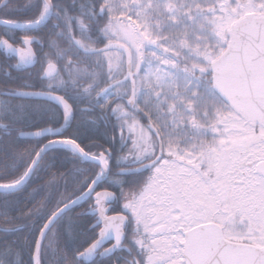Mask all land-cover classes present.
<instances>
[{
    "label": "flooded vegetation",
    "instance_id": "obj_1",
    "mask_svg": "<svg viewBox=\"0 0 264 264\" xmlns=\"http://www.w3.org/2000/svg\"><path fill=\"white\" fill-rule=\"evenodd\" d=\"M10 1L8 0L6 5ZM219 6V0H214L198 11L202 15L203 22L208 21V24H205L208 26V31L205 30L207 40L202 49L205 56L199 59L200 69L194 70L195 72L190 71L189 46L173 51L175 54H172V64L176 63L180 76L171 90H163L162 86L156 83L151 105H143L141 98L136 94L141 89L144 71L141 62L144 58L133 60V78L136 84L134 107L128 105V98L133 91V82L125 80L127 59L124 51L119 49L124 55L123 63L113 59L111 69L114 72V80L106 87V102H108L104 113L107 119L106 137L121 145L120 147L124 150L134 146L139 164L129 168L153 161L159 155L160 161L153 168L141 172V175L127 178L122 170L128 167L115 169L112 163L114 155L111 156L109 146L105 147L104 151L110 158L111 170L98 183L91 197L84 201L88 203H80L82 207L78 212L88 216V218L83 217L86 228L82 229L80 234L89 242L85 247L87 248L100 237V230L105 224L114 230L109 232L94 260L85 264H188L189 258L186 254L193 255L198 245L194 241L190 242V234L199 226L206 224L214 225L212 227L214 233L219 229L215 225H219L223 228L224 236L230 237L232 241L246 245L253 243V240L247 236L240 238L229 233V224L238 223V218L222 215L223 208L227 207L231 210L234 204L239 203V200L236 191L229 188L228 182L225 183L221 178L226 172L234 174L235 165L230 163V159L224 162L223 154L219 150L221 147L219 140L223 136L219 128L224 127L220 121L223 117L222 99L214 88L211 70L215 60L212 48L215 46V49H221L222 43L219 26L213 18V15L220 10ZM157 14L158 10L154 12L155 16ZM153 21L154 29L160 24L163 29L166 28L165 23L159 24L157 16ZM45 23L41 25L42 35L45 31L43 27ZM176 24L188 25L186 19ZM163 29L160 33H155H159L163 41L171 44L175 42L177 47L182 41L188 39L187 35H179L175 40L173 36L166 38ZM19 37L20 39L16 42L11 41L7 36L0 41V69L4 63L8 65H6L7 71L10 72L12 69L17 71L15 66L18 59L6 51L8 43L25 50L31 48L30 36ZM161 43L162 41L158 42V44ZM47 44L52 43L47 42L42 36V92L60 94L50 88V85L57 80L60 68L56 62L45 61ZM34 49L36 51L35 47ZM1 59L4 62H1ZM51 64L58 67V72L46 77L47 68ZM190 81H194L193 84H189ZM128 91V96H121L122 104H116L117 92L122 94ZM145 111L150 113L143 115ZM237 113L240 118L246 120L247 128H250L248 133L251 135L247 141L251 149L256 138V129H264V124H254L242 113ZM144 117L146 120L143 119ZM49 138L48 141L56 137ZM222 145L230 147L231 142L225 141ZM251 156L250 161L243 164L248 167L245 175L247 177L249 175L250 178V182L247 183L249 188L250 184H254L255 171L259 170L264 174V154L263 157L255 158L251 153ZM98 191L115 193L114 201L109 200L110 194H106L102 199L105 204L103 216L101 212L93 214L100 207L98 200L95 199ZM84 208H86L85 211H83ZM14 214L15 210L11 215L14 216ZM122 214H126L129 218L123 229L124 239L120 229V218L114 222L110 220L112 216ZM100 220L104 223H99ZM76 235L81 238L79 234ZM187 246H189L188 250ZM203 247L205 248V244ZM104 251H112V253L102 257ZM200 255H202L201 250Z\"/></svg>",
    "mask_w": 264,
    "mask_h": 264
},
{
    "label": "trees",
    "instance_id": "obj_2",
    "mask_svg": "<svg viewBox=\"0 0 264 264\" xmlns=\"http://www.w3.org/2000/svg\"><path fill=\"white\" fill-rule=\"evenodd\" d=\"M105 1L53 0L54 11L43 25V35L41 25L29 29L0 25V41L4 36L13 42L21 35L38 38L34 47L39 58L38 64L27 71L12 69L9 72L8 65L4 63L0 69V183L7 184L24 176L38 150L50 139H23L19 136L21 131L54 129L65 119L64 110L58 105L3 94L4 91L42 89V36L52 43L45 47V61L56 62L60 68L57 80L50 88L65 96L75 108L73 126L63 137L76 140L83 149L96 155L109 146L111 156L114 155L112 163L115 169L139 164L134 146L124 150L105 134L106 87L114 80L108 45L119 40L118 21L110 14ZM211 3V0L191 1L188 5L194 10L190 13L187 29L172 24L163 32L175 38L188 30L191 38L197 39L198 44H204L205 40L201 38L208 26L200 16L196 18L195 10ZM43 4V0H11L0 8V18L18 22L36 21L43 12ZM227 44V38H222L221 49L214 46L213 53H222ZM191 63L194 62L191 60ZM127 94L129 91L117 92L116 104H122V97ZM147 98L142 96L143 105H151V100ZM221 99L224 111L230 107V101L224 97ZM147 113L150 112L145 111L143 115ZM143 119L146 120L145 117ZM9 131L10 135L7 134ZM99 170L98 165L72 150L55 147L46 153L22 190L0 192V227L5 228L0 229V260L3 259V251L10 245L14 264H33V241L37 230L53 212L85 192ZM86 203L88 201L82 202ZM81 205L64 214L50 229L42 248L43 264H84L76 257L89 243L80 234L86 228L83 217L88 218L78 212Z\"/></svg>",
    "mask_w": 264,
    "mask_h": 264
},
{
    "label": "water",
    "instance_id": "obj_3",
    "mask_svg": "<svg viewBox=\"0 0 264 264\" xmlns=\"http://www.w3.org/2000/svg\"><path fill=\"white\" fill-rule=\"evenodd\" d=\"M45 2L49 6V12L46 18L48 19L53 11V5H51V0H45ZM7 3L8 0H4L0 7L5 6ZM0 24L27 29L41 25L42 21L40 23L27 26L0 19ZM110 47L122 48L125 51L128 66L126 80L131 79L133 81V77L131 74L132 53L130 48L121 42H114ZM6 51L18 59V62L15 66V69L17 70L28 69L35 66L38 62V57L32 48L25 50L15 47L11 43H8ZM212 70L214 72L213 80L215 89L228 101L230 100L232 105L239 111L241 110V112L246 115L254 124L264 123V16H258L254 13H248L232 26L229 45L224 53L213 63ZM57 72L58 67L51 64L48 66L45 76L50 77L57 74ZM19 93H25L26 95H19ZM6 94L22 98L44 99L60 105L66 112L65 122L59 128H47L32 132H24L27 133V135L22 136L23 138L37 139L44 138L46 136H61L65 134L73 125L75 119V110L73 108V105L66 98H64V96L62 97V95L54 94L51 92H42V90L21 91L16 93L6 92ZM128 102V105L134 106V81L133 94L130 99H128ZM37 132H39L40 134L37 135ZM59 143L73 144L76 147L75 149H77L85 159L100 164L103 167L102 169H104V175L93 182V184L81 199H79L78 201H73L62 207L60 210H58V212H55L57 213V216L53 220L50 228L64 213L71 210L81 201L88 199L93 194L94 189H96L98 183L107 176L110 171V165L106 160L107 157L105 154H102L100 158H97L95 155H92L82 149V147L76 141L72 139L57 138L48 142L45 146L42 147L41 150H39V153L35 157L34 161H32L27 177L21 184L14 187H9L5 184L0 185V192H4V194L13 192L25 185L42 161L47 150L55 147ZM159 160L160 157L142 166L126 169L123 172L133 173L143 171L145 169H148L149 167L152 168ZM106 194H110V201L114 200L115 195L113 192H98L95 195V198L98 200L97 203L100 205V207L95 210L93 214L99 213L101 205H105L102 199ZM119 218L121 225L120 229L123 238L125 234L123 229L128 221V217L126 215H118L112 217L110 220L114 222V220L116 221V219ZM99 223H104V221L100 220ZM113 230L114 229H110V226H108V224H105L104 227L100 230V237L97 240L98 243L96 244L94 252H92L91 254L84 253L79 258L83 259L87 263L92 262L97 256V251L105 243L104 241H106L107 235L110 231ZM192 241L196 242L198 245L196 246L197 249L193 255L189 256L188 254H186L187 258H189L188 264H248V261L250 259L249 255L245 251V248L249 245L230 242L223 236L220 227L218 231L214 233L210 225H203L192 233L190 242L192 243ZM119 242H122V240H119ZM204 244L205 248L203 247ZM188 247L189 246L186 247L187 250L189 249ZM200 250L202 252V255H200ZM112 251H104L102 257H106L107 255L112 253Z\"/></svg>",
    "mask_w": 264,
    "mask_h": 264
},
{
    "label": "rangeland",
    "instance_id": "obj_4",
    "mask_svg": "<svg viewBox=\"0 0 264 264\" xmlns=\"http://www.w3.org/2000/svg\"><path fill=\"white\" fill-rule=\"evenodd\" d=\"M194 0H106L108 10L112 17L118 21L117 30L119 31V40L126 43L134 53V60L144 58V71L141 78L140 93L149 99L154 94L156 83L161 85L163 90H171L174 83L179 78L180 74L177 71V65L172 64L175 51H179L183 46L188 47L190 44L194 50L191 53L192 57L197 59L205 56L202 50H199L191 39H185L177 47L175 42L171 44L168 41H163L160 38V32L163 26L160 23H165L168 26L171 23L180 22L182 17L189 15L186 10V2ZM220 10L213 15L219 30L221 38L227 40L230 38L231 26L241 17L249 12H254L256 15H264V0H222ZM158 10L157 21L159 27L154 25V12ZM189 17V16H188ZM202 17V15H200ZM121 27L120 29H118ZM159 32V33H155ZM166 39V38H165ZM162 41L161 44L158 42ZM174 51V52H173ZM111 56L116 61H123L121 51L114 49L111 51ZM142 61V60H141ZM201 64H192L191 70H199ZM190 81L189 84H193ZM143 97V98H144ZM222 121L224 127L221 126L223 136L220 138L221 147L219 148L223 154V161L230 159V163L235 165L234 174L226 172L222 174L224 182H228L229 188L236 191L239 203L234 204L230 210L222 209V215L238 218V223L229 224V233L235 234L240 238L248 237V229L253 228L252 236L259 239L260 225L264 224V174L262 171H255L254 184H250L249 175L246 171V164L252 158L251 153L255 158L263 157L264 154V129H256L255 136L250 149L249 142L250 128H247V123L244 118H240L236 110L232 108L229 112L223 114ZM236 140V141H235ZM231 142L230 147H225L222 144ZM220 154V155H221ZM264 160V158H263ZM224 163H222L223 165ZM165 166H163L164 168ZM232 168V167H231ZM243 217V223H241Z\"/></svg>",
    "mask_w": 264,
    "mask_h": 264
},
{
    "label": "snow or ice",
    "instance_id": "obj_5",
    "mask_svg": "<svg viewBox=\"0 0 264 264\" xmlns=\"http://www.w3.org/2000/svg\"><path fill=\"white\" fill-rule=\"evenodd\" d=\"M19 95H26L25 93H19ZM10 135V131L7 133ZM37 135L40 133L37 132ZM21 136L27 135V133H20ZM2 139V137H0ZM28 173H25V176ZM24 177L21 176L19 180H12L8 182L9 187L17 185L23 180ZM104 207L101 205L100 212L101 216L104 214ZM57 213L53 212L50 217L46 218L45 222L43 223V226L40 227L37 230V235L35 237V240L33 241V251H32V260L33 264H43L42 256H41V249L45 246V237L48 234V230L53 223V220L56 218ZM241 223H243V217H241ZM219 227V225H218ZM255 228V225L253 226ZM253 228L248 229V237L253 240V243L245 248V251L249 255L250 259L248 261V264H264V224L260 225L259 231H260V237L257 239L256 237L252 236ZM221 232L223 233V228H221ZM102 234V233H101ZM230 240L231 238L228 237ZM223 242V241H222ZM98 242L94 241L92 244H90L87 248L84 249L83 253L78 252L77 253V259L84 253L91 254L94 252V249L96 247V244ZM258 245V246H257ZM3 259L0 260V264H14V259L11 256V246L9 245L7 249H5L2 253Z\"/></svg>",
    "mask_w": 264,
    "mask_h": 264
},
{
    "label": "bare ground",
    "instance_id": "obj_6",
    "mask_svg": "<svg viewBox=\"0 0 264 264\" xmlns=\"http://www.w3.org/2000/svg\"><path fill=\"white\" fill-rule=\"evenodd\" d=\"M57 146H63V147H67V148H70L74 151H76L77 149H75V146L73 144H70V143H60V144H57Z\"/></svg>",
    "mask_w": 264,
    "mask_h": 264
}]
</instances>
